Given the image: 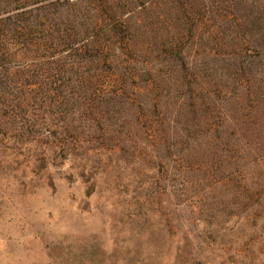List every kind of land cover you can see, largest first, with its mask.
I'll list each match as a JSON object with an SVG mask.
<instances>
[{"label": "rangeland", "instance_id": "374dc122", "mask_svg": "<svg viewBox=\"0 0 264 264\" xmlns=\"http://www.w3.org/2000/svg\"><path fill=\"white\" fill-rule=\"evenodd\" d=\"M0 264H264V0H0Z\"/></svg>", "mask_w": 264, "mask_h": 264}]
</instances>
